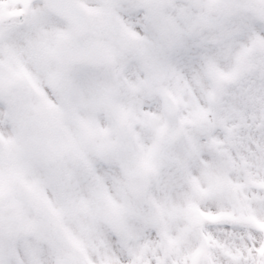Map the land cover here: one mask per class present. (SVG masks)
I'll return each mask as SVG.
<instances>
[{
	"label": "snow or ice",
	"instance_id": "6c2138e0",
	"mask_svg": "<svg viewBox=\"0 0 264 264\" xmlns=\"http://www.w3.org/2000/svg\"><path fill=\"white\" fill-rule=\"evenodd\" d=\"M0 264H264V0H0Z\"/></svg>",
	"mask_w": 264,
	"mask_h": 264
}]
</instances>
